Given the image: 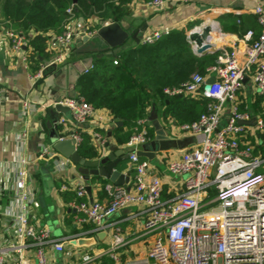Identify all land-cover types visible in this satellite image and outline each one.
Masks as SVG:
<instances>
[{
	"label": "built area",
	"instance_id": "2783aa9c",
	"mask_svg": "<svg viewBox=\"0 0 264 264\" xmlns=\"http://www.w3.org/2000/svg\"><path fill=\"white\" fill-rule=\"evenodd\" d=\"M170 1L149 0V4L160 8ZM175 1L188 3L190 0ZM257 1L254 12L262 28L257 38L254 39V31L249 30L242 52L234 49L220 56L206 74L195 73L180 87L165 89L171 97L192 94L208 100L206 111L197 121L177 125L180 131L195 133L200 135V139L195 147L168 164L169 173L175 179V195L168 199L163 197L162 179L153 174L149 162L138 155V147L146 146L151 140L148 119H140L139 129L125 143L130 166L135 171L130 189L108 183L105 189L110 199L108 203H102L95 199L91 201L84 182L62 185V191L75 192L73 205L83 215V221L92 225L93 237L106 230L112 231L108 245H73L81 250L70 256L66 242L77 240L82 234L57 240L50 237L47 229L39 230L25 212L29 200L25 191L28 160L22 158L16 187L24 211L14 217L16 235L19 239L30 238L33 241L31 245H2L0 210V264H7V256L15 254L19 264H27L25 255L30 250L34 252L36 264H62L50 261L49 247L56 253L70 256L65 264H101L104 257L111 258L115 264H264V153L259 148L263 145L264 117L240 111L237 102L245 84L243 82L251 74L255 91L264 95V6ZM80 34L67 30L57 35V52L50 63L65 64L71 54V44ZM85 34L91 36L93 31ZM161 38L160 33H155L145 38L143 43H153ZM3 39L10 42L15 53L23 52L27 46L25 37L10 30H0V40ZM113 63L118 64V59H114ZM42 74L40 69L32 75L33 79H40ZM211 76L215 77V83L210 90H205L206 81ZM3 96L4 89L0 86V99ZM20 102L22 115L32 111L33 103L29 99L22 98ZM61 103L72 110L73 122L68 124L66 119L60 121L63 127L60 139L72 137L78 148L83 141L85 126L96 117L98 108L76 97L65 98ZM228 104L232 111L224 121ZM253 117H256L255 125L239 123ZM91 136L98 150L102 151L105 140L101 132L95 129ZM54 155L51 145H44L40 152L42 158ZM4 194L5 187L0 182V207ZM135 204L143 205L146 214L143 233L132 236L122 229L119 221L109 219ZM148 235H151L152 241L146 253L140 257L125 258L133 240Z\"/></svg>",
	"mask_w": 264,
	"mask_h": 264
},
{
	"label": "crops",
	"instance_id": "0c3cea01",
	"mask_svg": "<svg viewBox=\"0 0 264 264\" xmlns=\"http://www.w3.org/2000/svg\"><path fill=\"white\" fill-rule=\"evenodd\" d=\"M259 2L264 6V0H259ZM257 3V0H190L188 3H179L172 0L163 7L154 8L149 4V0H133L130 15L121 21L123 27L131 34L125 46L117 53L110 52L102 58H95L93 65L100 60L112 61L113 59H119L120 53L142 44L145 38L152 37L155 33H160L164 36L173 30L185 29L188 35L190 30L209 24L211 26L209 42L212 45V51L209 53L219 51L220 57L234 49L242 52L247 43L246 33L251 30L245 31V26L252 16H256L254 9ZM110 22L108 20L98 21L95 18H78L70 23L68 30L81 34L71 44V57L68 58L65 64L85 57L82 54H73L77 44L87 36L85 33L93 31V34L89 36L92 38L102 25ZM136 32L139 33L137 40L140 41L132 37V34ZM49 35L48 47L52 53L48 58H42L43 65L41 69L43 74L38 80L33 79V73L26 63L27 48L25 47L27 46L24 47L23 52L15 53L8 40H0V86L4 89V96L0 99V160L2 164L0 182L5 187V194L1 198L0 210L3 223L1 241L2 245L5 246L31 245L30 243L33 241L30 238L19 239L16 235L14 217L24 211L22 208L23 203L19 199V191L16 187L17 173L21 168L19 161L22 158L28 160V177L25 191L29 196V200L27 203L28 209L25 212L31 223L37 225L39 230L47 229L52 238L63 240L66 237L82 234L76 241L80 239H95V236L93 237L91 233L92 225L83 221V215L78 213L73 205L74 199H69L71 196L74 197L75 192L62 191L61 187L63 184H80L84 182L87 185H92V197L96 201L108 203L110 199L108 192L104 191L102 187L103 182H112L103 177L96 178L97 181L94 183L92 179L85 181L79 174L77 166L69 161V158L58 152L50 139L52 131H63L60 121L66 119L68 124H71L73 116L72 119H69L54 109L53 103L55 101L51 93L53 91V83H56V74H54L53 68L47 65V62L56 55L57 35L55 33H50ZM87 45L89 43L84 44L83 47ZM103 45V42L96 39V47H102ZM191 45L194 50L192 43ZM65 64L58 65V67H62ZM243 83L245 84L240 90L237 100L239 110L242 112L249 111L255 116L264 115V101L261 103L257 102L261 95L257 94L252 84L254 83L253 74L246 77ZM55 89L56 95L66 93V89ZM22 98H27L33 103L32 111L27 115H22V104L20 102ZM153 106H156L158 120L164 127L167 139L175 142L180 141L179 144H172L169 149L163 151L159 150V145H157L155 157L152 159L144 157L149 162L153 174L160 176L162 179L164 186L163 197L168 199L173 197L176 191L175 182L173 181L175 179L169 173L168 164L171 160L179 159L186 151L195 147L199 143L200 135L192 132H182L172 118L168 117L165 119V107L158 101L151 104L147 110L151 140L146 145V148L149 151H154L152 143L156 139L155 127L149 120V114ZM231 111V105L228 104L223 116L224 121L230 116ZM116 122L118 120L113 117L108 109L98 108L96 117L90 119L85 126L86 131L90 135L95 129L101 132L105 140L102 149L105 154L109 152L108 148L105 147L108 143L111 146L116 145L119 148H123L125 152L129 151L125 144H119L116 141L115 132L119 127ZM152 133L153 135L151 136ZM261 139L263 145L259 148L262 150L264 148V137ZM44 145L53 146L56 155L46 158L40 157V152ZM119 166V170L130 175L129 184L131 186L134 175L130 174L132 168L129 159L123 160ZM121 167L124 168L122 169ZM145 214L144 206L135 204L120 210L109 220L119 221V225L126 233L137 236L143 233ZM111 232V230H106L101 233L103 235L102 239L92 244L83 245H108L111 240ZM72 241L65 244L67 253H71L70 256L78 254L81 250L80 247L73 246L79 244H73ZM151 241V235L138 240L134 239L127 248L128 253L125 258L144 255ZM47 252L50 261L62 264L68 263L69 255L56 253L51 247L47 249ZM26 254L25 261L27 264H36L33 250L27 251ZM18 261L16 254L7 256V264H19Z\"/></svg>",
	"mask_w": 264,
	"mask_h": 264
},
{
	"label": "trees",
	"instance_id": "16d2710c",
	"mask_svg": "<svg viewBox=\"0 0 264 264\" xmlns=\"http://www.w3.org/2000/svg\"><path fill=\"white\" fill-rule=\"evenodd\" d=\"M132 1L0 0V30H10L25 37L27 64L36 74L43 65L42 58L51 56L48 47L50 33H64L78 18L121 23L130 15ZM256 18L252 16L245 26V31H254V39L262 32ZM218 57L219 51L201 56L196 54L187 31L173 30L153 43H142L120 53L118 64L113 63L114 59L98 61L78 81L76 98H83L95 108H106L116 120L122 121L123 124L116 129L115 138L119 144H125L139 129L138 121L147 118L148 107L158 101L165 107V119L172 118L178 125L197 121L206 111L208 100L192 94L171 97L165 89L180 87L195 73L206 74ZM263 101L264 95H261L257 102ZM82 137L79 154L85 159L97 157L99 151L94 138L86 129ZM142 160L146 158L142 157ZM130 174H135L134 169L130 170ZM96 178H92L93 183ZM108 183L103 182L104 191ZM75 197L76 194L69 199ZM101 264L115 263L111 258L104 257Z\"/></svg>",
	"mask_w": 264,
	"mask_h": 264
},
{
	"label": "water",
	"instance_id": "95a60500",
	"mask_svg": "<svg viewBox=\"0 0 264 264\" xmlns=\"http://www.w3.org/2000/svg\"><path fill=\"white\" fill-rule=\"evenodd\" d=\"M77 1L78 0H74V3H77ZM138 34V32L133 33L132 37L137 40ZM210 34V25H203L198 30L189 31L187 35L188 40L193 44L196 54L201 56L212 51V45L209 42ZM130 36L131 34L120 22H110L102 25L94 37L90 38L89 36H85L83 40L77 44V48L74 50L73 54H82L85 57L73 60L62 67H58L55 63H50V61L47 62V65L53 68L55 71L54 74H56V83H53V91L51 95L56 102L54 109L58 113H62L69 119H72V110L70 107L63 105L61 101L65 98H74L76 96V85L80 78L86 73V70L91 68L95 58H102L105 54L110 52L117 53L125 46L126 41ZM96 39L103 42L104 45L102 47H96ZM86 43H89L90 46L87 45L83 47ZM214 83L215 77H209L206 81L205 90H210ZM55 88H58L59 90L66 89V93L56 95ZM149 120L152 122L156 130V139L152 143L154 151H149L146 146L141 145L138 147V155L140 157H148L152 159L155 157L157 145H159V150L163 151L169 149L172 144H179L180 141L175 142L167 139L164 127L158 120L156 106H153L152 111L149 114ZM255 122L256 117H253L249 121H239L240 124L246 125H255ZM116 124L121 126L123 122L118 121ZM50 139L54 148L65 157L69 158L70 161L77 166L79 174H81L85 181H90L94 177H103L109 179L115 185L124 186L127 189L131 188L129 184L130 175L119 170L120 163L123 160L129 159V151L125 152L123 148H119L116 145L111 146L108 143L105 146L108 148V153L105 154L103 151L98 150L99 154L95 159H85L79 154L78 148L75 146L76 141L72 137H67L64 140H61L60 131L54 130L51 133ZM86 189L91 201H93L92 185L88 184ZM102 238L103 235L99 234L95 239L74 240L72 243L82 246L83 244H92Z\"/></svg>",
	"mask_w": 264,
	"mask_h": 264
},
{
	"label": "bare ground",
	"instance_id": "6f19581e",
	"mask_svg": "<svg viewBox=\"0 0 264 264\" xmlns=\"http://www.w3.org/2000/svg\"><path fill=\"white\" fill-rule=\"evenodd\" d=\"M215 23V22H214ZM217 23V22H216ZM210 25V24H209ZM217 25V24H216ZM218 26V25H217ZM216 27V26H215ZM199 28L198 27H196L195 29H193V30H198ZM218 31H219V29H218ZM217 37V36H216ZM222 39V38H221ZM222 43V42H221Z\"/></svg>",
	"mask_w": 264,
	"mask_h": 264
}]
</instances>
